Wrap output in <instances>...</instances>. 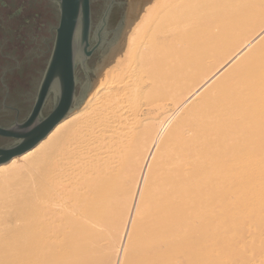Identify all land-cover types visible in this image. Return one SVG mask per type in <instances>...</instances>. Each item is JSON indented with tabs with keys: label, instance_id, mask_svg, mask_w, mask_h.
Masks as SVG:
<instances>
[{
	"label": "bare ground",
	"instance_id": "6f19581e",
	"mask_svg": "<svg viewBox=\"0 0 264 264\" xmlns=\"http://www.w3.org/2000/svg\"><path fill=\"white\" fill-rule=\"evenodd\" d=\"M124 16L78 106L0 163V264H264V0Z\"/></svg>",
	"mask_w": 264,
	"mask_h": 264
},
{
	"label": "water",
	"instance_id": "95a60500",
	"mask_svg": "<svg viewBox=\"0 0 264 264\" xmlns=\"http://www.w3.org/2000/svg\"><path fill=\"white\" fill-rule=\"evenodd\" d=\"M51 1L57 5L59 11V22L55 28L51 54L35 104L27 120L21 124L17 123L14 127L0 126V134L18 139L13 148L0 149V163L36 144L41 136L47 134L51 126L78 106L79 100L83 99V94L87 91L86 85L82 82L79 93H76L77 84L81 82L77 75L78 66L80 65L84 71L86 80L90 79L89 72L92 69L88 64L89 58L99 49L107 51L124 25L123 14L114 28H108L114 0L106 4L95 26L91 0ZM51 95L53 109L47 116L42 117L43 107Z\"/></svg>",
	"mask_w": 264,
	"mask_h": 264
},
{
	"label": "rangeland",
	"instance_id": "374dc122",
	"mask_svg": "<svg viewBox=\"0 0 264 264\" xmlns=\"http://www.w3.org/2000/svg\"><path fill=\"white\" fill-rule=\"evenodd\" d=\"M6 1L9 3L8 11L10 13L17 8H20L22 10L21 17L16 20L19 25L24 23V18H27L28 21H25L26 25L22 26V29L18 30L16 28L15 31H13L12 37L14 39L9 42L6 47L0 45V54L2 53L1 49L3 50V54H5L3 56H0V62L2 65V67H0V74L4 73L8 77L11 76L8 81L10 82V84L12 83L13 85H15V77L13 76L17 74L19 75V72L22 73L24 76H27L28 79H31V76H34L33 85L36 86L37 81L42 71L44 70L51 54V49L54 40L53 29L54 26H57L58 24L59 14L58 12L55 13L53 11L55 9H53V7L48 6L45 1L42 0L40 2H38L37 0ZM129 6L130 0H125V7L121 10V15L125 14L128 11ZM96 10V13L98 14L100 10ZM11 22L12 20H10V22L7 21V23L10 24ZM12 25L14 24L12 23ZM17 33H20L18 39L15 38V35ZM122 38L123 36L120 39ZM22 40L24 42H22ZM4 44L6 45V43ZM106 45L107 44H104V46ZM105 54H103V51L99 49L95 51L93 55L89 58L88 64L89 67L92 69L89 72L90 79L86 80L84 71L82 70L80 65L78 66L77 75L81 82L78 83L79 90L77 94L81 89L82 82L85 83L86 81H89V83L91 82V85L92 83H94V80H96L99 74L98 69L101 63V59L104 57ZM20 88L26 89L28 88V86L23 84Z\"/></svg>",
	"mask_w": 264,
	"mask_h": 264
},
{
	"label": "flooded vegetation",
	"instance_id": "af4514ba",
	"mask_svg": "<svg viewBox=\"0 0 264 264\" xmlns=\"http://www.w3.org/2000/svg\"><path fill=\"white\" fill-rule=\"evenodd\" d=\"M40 2L41 0H37ZM45 3L53 7L55 13L58 12L57 5L51 0H42ZM111 0H91V10H92V18H93V25L95 26L100 15L102 14L103 10L106 7V4L109 3ZM125 0H114V4L111 10V14L108 21V28H113L116 26L121 15V10L125 7ZM96 9L100 10L98 14L96 13ZM9 10V3L6 0H0V45L6 47L9 42H11L14 38L12 37L13 31L17 28L18 30L22 29L21 27L26 25L25 21H28L27 18H24V23L20 24L16 22L22 15V10L20 8L15 9L11 13ZM52 11V12H53ZM12 20L11 24L7 23ZM15 22H14V21ZM116 21V22H115ZM59 22V21H58ZM12 23L14 25H12ZM58 25V24H57ZM12 26V28H11ZM55 28L53 29V39L55 36ZM20 33L15 35V38H19ZM54 41V40H53ZM22 42H24L22 40ZM6 43V45L4 44ZM4 44V45H3ZM53 46V45H52ZM0 56H3V50L1 49ZM47 65V64H46ZM0 67H2L0 62ZM46 68V66H45ZM44 68V70H45ZM42 71L37 85H33V78L28 79L27 76H24L22 73L19 72V75H14L15 77V85L8 81L11 76H6V74H0V126L1 127H14L17 123L21 124L24 123L28 116L30 115L33 106L35 104L36 96L38 94L39 85L44 73ZM5 72V71H3ZM12 77V78H13ZM29 80V81H28ZM36 82V80H35ZM25 84L28 86L26 89H21L20 87ZM18 86V87H17ZM79 90V84L76 87V93ZM53 95L47 100L46 104L42 110V117L47 116L53 109ZM22 130V129H21ZM18 139L12 136L2 135L0 134V149H10L13 148L17 144Z\"/></svg>",
	"mask_w": 264,
	"mask_h": 264
}]
</instances>
